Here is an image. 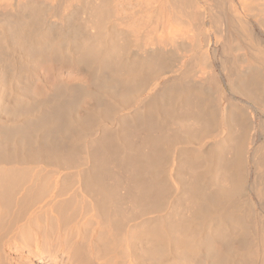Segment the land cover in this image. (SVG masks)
<instances>
[{"label":"rangeland","instance_id":"374dc122","mask_svg":"<svg viewBox=\"0 0 264 264\" xmlns=\"http://www.w3.org/2000/svg\"><path fill=\"white\" fill-rule=\"evenodd\" d=\"M16 1H19V3L21 2L20 6L23 3L22 6L20 7L22 11L20 10V8L18 9H15L14 7L10 8L11 6L9 5V3L11 2L10 0H0L1 3L0 4L1 5L0 51L6 50L3 52L4 54L0 52V87L6 85L5 82L7 81V78L11 76L13 72H15L17 79L15 80L16 82L14 83L15 84L14 86L21 93V96H23L24 94L23 91H21L25 84L23 81V77L28 73V70H26L28 69V66L29 68L32 66L31 64L32 61L28 63V65L26 66L27 68L26 67L18 68L19 67L18 65V67H16L18 69H16L15 71H13V66H11L13 62H11V65L9 62H7V60L10 58H12L13 60L14 58L15 60L17 58L22 60L25 57L24 60L27 59V55L26 56L24 55L25 51L20 50L19 44H18L19 46H17L16 42L18 41H16L17 40L16 38H14L13 27L9 26V24L7 23L12 24V22L10 21L13 22L16 21V23L14 22L13 24H17L18 22H22V21L23 22L29 21L30 23H32L33 19H36V18H32L34 17L33 14L38 15L37 13L38 10L39 14H41L42 17L40 16L38 17V21L40 22L37 21L38 22L37 23L36 21H34V23L39 24L37 25L39 31L41 29L44 30V31L41 30L42 33H40V35L45 33L44 35L48 34V37L50 38V40H48L46 47L43 48V51H45L44 53H47L48 56L44 55L42 56L44 59L41 57L38 59V61L35 62L36 68L34 70H36L37 72H34V76L27 87V91L30 90L28 92L30 94L27 93V95L29 96L31 95L30 101L29 100L25 101L26 104L17 103V102L14 103V105L10 106V109L13 108L11 113H13V111L14 113L16 112L15 113V115L17 116L16 119H20L21 117H19L18 110L25 111L26 114L29 113L27 115L29 117L32 116L33 113L30 114V112L28 111L32 110V112L39 114V116H36L37 119L39 120L45 115L46 116L49 115L48 117L53 115L55 111L54 108L56 106L57 107L59 106V108L64 107L63 109H66L65 107L66 105H68V102H71L68 105L70 106V108L72 107V109L70 108L68 109L71 115L69 116V112L67 115L63 114L64 120L66 118L68 119V121L72 119L71 128L69 129V131L66 130V132H68L67 134L70 135L66 136V132L63 127L62 129L59 128V130L54 129L50 131L47 130L37 131L34 134L35 138L31 137L30 140L28 139L29 141L27 146L31 147L30 150H35L34 147L36 145L37 146L42 145L43 143L47 142L49 138L53 142L60 144L67 143L69 145L72 144V146L77 145V143L81 141L79 142L80 145L78 144L77 146H75L76 153L78 154L77 159L81 163L79 164L80 166L78 165L73 168L67 166L59 167L58 165L56 166V164L51 165V164H46L44 162H28V163L16 162L8 165L6 164L0 165L1 167L0 168L1 169L0 170V200L2 199L3 205L5 204L4 208L7 210L9 209V207L7 206L4 200H6V198L10 195L11 191L13 192V190H16L15 195L17 194L16 195L17 199H20L19 206L17 205L18 207L14 206L15 208L10 209L11 214L14 212L12 214L13 217L11 216V214H9L10 216L8 215H5L6 217L4 216L6 220L9 218L8 219L9 222L13 224L12 234L14 236L16 235V237L14 241H12L13 240L12 238H14V236L10 234L9 237H11L10 238L11 240H8V238L6 237V240L4 238L2 241H0V254H1L0 264H85L86 262H87L86 264H108V263L109 264H264V195H260L256 190L259 186H261L264 183V147H263L264 146V114H263L264 113L263 112L264 83H262L264 82V78L259 77L261 80V84H259L255 88H253L254 86L250 87L249 90L250 94L248 95L249 97H246L239 92H235V91L233 92V90H231V86H229L226 80L227 79L226 73L227 71H229L230 67L228 65V70L224 69L222 58H224L225 60L226 56L221 55L222 43L224 42L225 39L224 36L226 33L227 22H225L222 19L223 21L218 23L217 20L214 19L215 18L214 14L215 13L218 14L217 11H219V5H218L219 3L216 2L218 0H203L204 2L202 1L203 5L200 7L202 11L206 13V17L203 21V24L202 21L201 22L194 21L196 22L195 24L192 20L190 19L187 20V18H180L177 22H174V24L173 23L168 24L167 26L168 28L166 27L165 31L168 30L167 32L170 33L171 36L173 37L175 36L174 38L172 37L174 40L173 44L171 42V44L167 45L161 42L162 40L160 39V37L162 38L163 37L162 34L165 35L167 32L165 31L158 32L160 33L161 36L157 33L159 36L157 38L158 42L159 44L163 43V45L162 44L160 45L167 54L166 56L163 55V57H165L163 65L158 63L159 66L157 65V67H156L157 63L149 64V66L148 64L147 66L146 65L144 66L143 64L141 65V62L143 61L142 59L147 57L146 55L148 54H146L147 52L144 53V50L146 51V49L142 50L140 46H142V48L143 46L144 48H149V46L151 47V44L150 45L146 44L144 40L139 39L141 32H144L147 35H149L151 31H152L151 33H153L152 27L148 26L149 21L147 17L149 15L147 16L146 15L147 12L144 11L142 13H139L138 16H136L137 14L136 15L133 14L134 11L129 12L130 9H128L127 11L124 9L126 7H129L130 3H131L130 8H134V6H136V3L140 0L138 1L116 0L117 3L115 2V0H111V1L107 0L108 2L107 1L104 2L105 0L104 1L103 0H95V1L66 0V2H64L65 1L64 0L61 1L64 6L60 4L61 2H59V6H57L56 5L58 4L56 2L57 0H34V1L16 0ZM113 1L115 3H113ZM127 1H129L130 3H127ZM233 1L231 4L232 6L229 5L230 11L233 13L235 11V13L239 15L241 18L244 17L243 19L248 21L250 25L254 28L255 33L258 34L257 36L264 41V25L262 23L260 24V21L261 22L263 21L264 23L263 20L264 6H262V4H264V0H259V1L248 0L249 2L247 0H242L244 4L243 6L239 5L238 1L241 2V0H233ZM252 1L254 2L253 4ZM142 2L143 1L141 0V2L137 3L138 4L137 6H139L141 3L140 7L145 8L146 4L144 2L143 4ZM2 4L3 6L7 5L6 8L2 7ZM127 4L129 6H127ZM61 6L63 7L59 11L60 13L59 16L61 15V18L56 17L55 19L53 17L54 13H56L55 9L56 7L59 8ZM168 6L170 7L168 8L169 10L172 9V5L170 6L168 4ZM16 10H18L17 11L18 13L16 12ZM53 10L54 12H52ZM124 12L126 13L125 15L123 14ZM159 12L160 11H158V13ZM127 14H130L132 16L129 15L128 17ZM67 17L69 18V20ZM52 18L54 19V21L58 20L57 22L60 26V27H58V25L54 26V28H56L55 29L56 31H54V29L53 30L50 29L51 31L49 30L50 27L49 22L51 21L49 19ZM120 18L123 20H121ZM125 18L128 19L129 23L132 22L131 25L132 24L134 25L133 26L130 25V28L129 25L128 26L124 25L126 24L124 22ZM129 19H131L132 21ZM133 20L137 22V26L139 24V27H135L136 22ZM187 21H190L189 23L190 25L186 23ZM46 22L47 24L48 23L49 24L47 25ZM3 23L7 25L5 26V28H2L1 26V24ZM142 23L143 24L146 23L147 26L146 24L143 25ZM175 23L178 25H180V23H183L182 25L185 26L183 27L181 25L179 30V26L178 25L176 26ZM41 24L42 26H40ZM64 24H66V26ZM62 25L65 29L61 27ZM169 25H172L174 27L172 26L169 27ZM197 25L199 27H197ZM125 26H127L128 28ZM218 26H220V29H217L219 28ZM146 27L149 28L147 29ZM60 28L62 31L60 30ZM144 28L147 30H145ZM182 28H184V31H186L187 29L188 30L184 32ZM203 30L205 31V33H203L204 32ZM218 30L220 31V33ZM78 31L80 35L77 33ZM148 31L150 32L148 33ZM171 31L175 34L172 35L173 33ZM199 31L203 34H201ZM5 33L8 34L5 35ZM76 33L79 36L76 35L77 37L75 38L71 37V35L73 36ZM81 34L84 35L81 36ZM203 35L206 36L204 38L205 42L207 41V37H208V42L205 44L204 41L201 42L202 45L200 44L201 45L200 48L198 47L199 46L198 44L200 43L199 39H202ZM3 36L4 38H2ZM8 36L9 38H7ZM61 36H64V38ZM84 36H86L87 38ZM184 37L185 39L186 38L187 39L184 40ZM70 38H72L73 42ZM175 38L177 39L175 40ZM4 39L6 41H2ZM13 39L15 40L13 41ZM41 39L44 40V37H41ZM75 39H78L79 41H76ZM74 40L76 41L75 43H77V45H79L80 47L81 46L83 47V45L85 47L86 43H88L87 44L88 46L91 45L92 43L91 46L94 47V49L96 50L99 51L104 50L106 52L108 50L107 54L109 55V58L105 57L104 55H101L102 57L101 60V57H99L100 55H98V57L96 55H92L95 57L94 59L92 56L89 57L90 59L78 57L80 58L78 62L76 58H74L75 55H72V54L80 53L77 50L79 49V47L77 48V45L73 44ZM84 40H86L85 43ZM180 40L182 42V46ZM191 40L193 43L191 42ZM198 40L199 42H197ZM7 41H9L8 44ZM50 41L51 42L55 41V42L50 43ZM81 41L84 44H82ZM176 41L177 43L175 44V46L176 45L177 46L174 47V43ZM178 41L180 42V44L178 43ZM5 42L7 47H5L6 46L4 44ZM80 42L82 45L78 44ZM155 42H157V40H155ZM137 43H139L140 46ZM189 43H191V45ZM171 45H173V48H171L172 47ZM95 46L100 49L101 47L103 48L105 47V48L104 49L102 48L100 50L95 48ZM195 46L198 47V51L194 53L192 48ZM215 46L218 48L219 51V55H216V57L215 55H211L210 52V49H212V47ZM235 46L236 47L234 51L236 54H239V56L241 54H242L241 56H246L245 54L247 52V49H245L241 45H238L240 47H238L237 45ZM70 48L71 49L74 48L76 52L73 51L74 49L71 51ZM20 51L22 53H20ZM127 52H130L129 54L131 55H128ZM139 52L142 54L141 56L144 55V57L141 58ZM66 56L68 57L71 56L70 60L72 62H70V60L67 59ZM96 58H98V60H95ZM106 58H107V62L110 61L112 68L109 64L106 63ZM110 58H112L111 59L112 61L110 60ZM176 59L177 61L180 59L179 60L180 65L181 63L184 62L183 66L187 67L184 69L186 71L189 70V72L187 73V75H184L182 77L183 79L182 78L175 79L173 82L168 83L169 84L168 85L167 83L164 82L165 81L164 77H166L168 74H164V72L162 71L163 68L164 70L168 69L169 66H171L172 64V61H176ZM74 60L76 61L73 64ZM136 63L141 65L142 67L141 70L144 76H146L145 79L149 77L151 79L150 81L151 83L150 85L148 84L149 86H146L140 90L141 94L139 92L140 94L139 97L137 95L136 97H134V99L132 98L133 100H131L130 97L131 92L136 88V86L137 88L140 87L141 79L143 77L142 76L140 79L138 77L137 80L133 79L135 81L131 83L132 78H130L131 71H129L130 70L129 65H133ZM242 64H243V68H246L247 64L245 62ZM94 66H96L95 67L96 70L97 68L100 67L98 69L99 70L98 72L95 71V75L96 74L99 75L101 77L100 78L101 80L99 79L95 83L92 82L93 83L92 85L91 81L90 82L88 81L90 79L88 78L86 73L91 72V74L93 73L92 75H94V71L92 72V70H95ZM154 66L156 68H153ZM149 67H151V69H154V71L151 70ZM85 68L90 69L91 71L87 69L84 70ZM104 68H106L105 71L102 70ZM114 68L116 69L115 71ZM109 69L110 70L113 69V70L110 71ZM197 70H199L200 72ZM209 70H211L210 73L204 76L205 73L208 72ZM127 71L130 74H127L128 73ZM150 71L151 73H149ZM201 71L204 73H202ZM252 71L257 72L258 71L257 67L253 68ZM147 72L150 75L147 74ZM141 73H139V75H141ZM201 73L205 78L200 77V75H202ZM102 77H104L105 80L106 79L108 80V81L106 80L107 84H104L105 86L102 85L101 83L104 80V78ZM206 78H208V80ZM201 79H202V84L199 83ZM53 81L58 82V84L57 83L53 84ZM98 81L100 82V85ZM156 82H161V83L164 82L163 83L164 85L165 84L168 85V86L165 85V87H169L171 89L177 88L178 90L181 89L180 85L182 87L183 84L185 83L187 85L188 84L190 85L191 83H196V85H201V86L204 85L205 87V88L203 87L204 89L209 87L208 91L207 89L206 91H204L203 89L204 92L203 91L201 92L202 95L200 93V96L202 97L204 96L203 98L198 96L196 91L195 92L192 91V93H190L189 95L195 96L192 99L197 103L199 100L196 97V95L200 97L199 99L200 102L202 103L208 99L209 101H206L207 103L209 102L208 106L213 105L210 108L215 106L214 109H210V110H212L215 113V114L213 113V115H215V118L217 119V120L215 119L217 124L212 126L213 125V123H211L212 119L209 118L212 115L209 114L210 111L208 108H204L206 106L205 103L203 104L201 103V105L204 106L203 110H201L202 106H200V109L198 110L193 102H192L193 106L190 108V106L187 103L184 104L185 96L183 97L184 100L179 99L181 100L180 102L178 99L177 100L175 99L176 101L174 99L169 100L170 104L169 102L167 104L165 103L166 106L164 105L163 107H161V109L163 108V110H161V113L159 114H157V112L154 111L153 104L143 107L144 100L146 101L149 92L153 87V84ZM52 85H55L54 86L55 89L57 88L58 89L55 90ZM58 85L60 86L57 87ZM131 85H135V86H131ZM95 86L98 89L100 88V86H102V88L104 89L101 90L100 88V91H98L96 90L97 88L95 89ZM217 86L218 88H216ZM82 87L85 88L83 89ZM161 87H163L164 91L168 89V88H164L163 85ZM51 88L54 89V90L52 89L53 92ZM122 90L124 92L127 91V95H129L130 98L127 97L126 99L125 97H120L119 100L118 98L114 97L116 96L115 94L118 95V93H122L123 92ZM54 91L56 92L54 93ZM193 92L196 93V95ZM206 92L208 93L211 92L210 93L211 95L207 94ZM220 92L223 93L220 94ZM215 93L217 94L215 95ZM57 94L58 96H56ZM96 94H98L97 96H99V98L96 96ZM111 95L114 97L113 100H112L113 97ZM189 95L186 96L189 97ZM35 96H37L38 100ZM59 97L63 101H61ZM100 97L105 100L101 99ZM231 97L237 98L238 101L240 100L239 101L240 105H242L241 103H243L244 107H248L249 110L252 111L251 114L253 115V126L252 128L249 129V134L247 131V136L249 137L246 136L245 137L246 140H245L244 136L246 134L245 132H243L245 127V118H244L245 114L243 112V108L242 107L237 108L236 106H235L236 108L231 107L230 110L232 111H230L231 112L230 115L232 114V116H230L229 125L226 126V129L228 131L230 129V131L228 132L229 134L227 133L229 138L227 141H225L227 143L225 142L220 143L217 140L216 136L221 132V128L223 127V123L221 121L222 120L221 110L227 106V104L230 102ZM106 98H108L107 102H106ZM53 99L55 100L57 99V100L53 101ZM109 99H111V101ZM210 99H212L213 101L211 102ZM34 100H36V102ZM182 100H183V104H182ZM59 101L60 103H58ZM171 101L176 102L175 103L176 105L173 104L174 102H172V106H171ZM99 102H101L100 103L101 105L99 104ZM74 103H76L75 107H74ZM104 103H107L108 105L107 104L105 105ZM112 104L115 105L112 106ZM102 105L103 106L105 105L104 108ZM169 105L173 109L169 108L170 107ZM40 106L42 108H40ZM100 106L102 108V111L100 109ZM114 106L115 108H113ZM176 106H180V107H176ZM59 108L56 109L59 110ZM87 108H92L94 110L92 112L93 115L90 116L92 118L89 119L88 121L91 124V126L88 125L89 123L87 122L88 124L86 125V128L80 131L79 126L82 123H84V121L83 122L81 121L80 124V120L78 121L76 120L80 115L83 114V111L85 109L87 110ZM137 108L138 111H136ZM146 108L147 109L149 108L148 110L151 111L150 112L147 111ZM145 109L146 111H144ZM175 109H177L176 110L177 114L175 112ZM195 109H197L198 112H195L196 111ZM37 110H39L38 113ZM44 110L47 111L45 112ZM143 111L145 113H143ZM4 112H6V110H2V111L0 110V115H1L0 135L8 140L11 139L10 142H13L12 139L14 134L15 135L17 134L16 137L18 135L25 136L22 133H20V130L23 127L24 123L16 122L17 121L16 120L14 122L15 124L13 123L11 126L9 124L7 125L4 124L2 120L5 119L8 120L9 118V117L7 118V116L5 115L8 114L9 116L8 110L6 113ZM146 112L147 113L149 112V114H147ZM200 112L201 114L203 113L204 116L201 115ZM96 115H98L99 118H97L98 116ZM140 115L143 116L141 117ZM144 115L147 116L146 117L147 119L145 118ZM196 115H198V117H196ZM213 117L214 116H212V118ZM141 118L142 119L144 118L143 119L144 121L143 120L140 121ZM151 119L153 121H151ZM90 121L94 122V124L91 123ZM160 121L161 123H159ZM143 122L145 123L150 122L152 124H154V122H158L160 126L164 125L163 126L164 130L163 127H161L162 132L165 134V141H166L164 145L165 149H163L164 159L162 158L163 161H161L163 164L160 162L162 164L161 167H160L161 164H159L157 167L156 165H154L149 168L150 170L147 169L148 172H146L145 170L142 173L143 175L142 178L144 181L152 182L154 180H157L159 183H161L163 191L155 194L154 192L155 190L151 184H148L146 182L142 183L140 180V183L143 184V186L146 185L145 188L149 190V194H143L141 196L140 193L139 195V188L137 187V185H135V182L131 180L133 173L131 172L129 167L128 166L125 167L124 165L123 167L125 168H123L117 162L108 161L107 162L108 164L106 163L105 166L107 170L108 169L109 170L108 173L105 176H103L104 177L103 179L105 185L108 187L107 189L110 191L113 190L111 191L113 192V194L112 197L109 199V203H108V205L109 204L111 205H109L105 214L101 210V208H99L97 200H95L96 197L94 198V196L85 192L81 183L82 180L81 177L83 175L81 173L84 172V170H86L89 166H91V164L92 165L93 163L97 164V161L93 162V160L89 159L90 151L94 148H97L99 143H102L103 140L111 141L110 139H112V141L114 140L113 141L114 144H116L118 141V144L116 145L119 146L120 148H124L125 144L128 142V144H126L128 148L125 146L127 150L130 148L132 150L135 149L134 151L136 150L147 151L149 148L148 146L146 145L140 146V144L137 142L142 135L141 134L142 131L146 127V124ZM134 124L135 126L136 124L137 126L138 124L140 126L134 128ZM20 125H22V127ZM188 126L191 130L187 128ZM124 127L126 128L124 129ZM139 127H141V129ZM137 128L139 131L137 130ZM24 129L29 130L26 127L22 128V130ZM60 129L61 131L64 129V131L61 132ZM17 130L19 131L17 132ZM71 130L74 131L73 132L74 134H71ZM140 130L142 131L140 132ZM239 131L240 132L242 131V133H240ZM63 132H65V134H63ZM230 132H232V134ZM10 133L12 134V136L9 137ZM136 134H138L137 136L140 137L137 138ZM73 135H75L76 137L73 138L74 137ZM69 136L71 137L69 138ZM79 136L81 138L83 137L86 139L82 138L77 140ZM135 138L137 140L135 141L137 142L136 146L135 143L133 142ZM100 140L102 142H99ZM130 140L132 141L131 143H129ZM213 140L215 142H213ZM52 141L50 142L52 143ZM29 142H31V144L33 142L32 146H30ZM93 142L96 144H94ZM241 142H244L245 144L247 143L246 146H250V150H252L251 158L249 159L248 164L246 165L248 167V170L245 171L243 175L240 173L238 168L236 169L235 167L234 170V166H233L236 163V157H235L236 152L234 146H236L238 143ZM89 143H91L92 145L90 146ZM213 143L215 147L212 146ZM231 144L233 145L231 146ZM258 162H260V164ZM221 164H223V166L225 167L221 166ZM223 168L226 170H224ZM148 175L151 177H149ZM11 176H14L16 179L14 177L12 178ZM117 177L120 180L117 179ZM7 179H10L11 181L9 180L10 181L9 182ZM237 179H239V183L236 182ZM229 182H231V186H229L230 185ZM233 182L234 184H236L235 186ZM117 186L119 187L118 189L116 188ZM262 187H264V184ZM18 191L21 193L20 195ZM233 191H236L235 192L236 194L234 193L235 195L231 194L233 199L228 200L227 196L224 197L226 193L229 192L232 193ZM15 195L14 198H16ZM237 196H239V199ZM247 197L251 198L250 201L252 200L251 202L255 204L254 209L256 210V213L248 212L249 205L251 203H248L249 201L247 203L245 202V200H247ZM226 199L228 200L229 203L227 202ZM51 210H54V212ZM232 211L235 214H233ZM247 215L249 217H247ZM29 218L33 222L30 223ZM225 220H227V222ZM116 221H119L122 228L116 227L117 226ZM37 222L39 224H36ZM32 223L36 224L37 226L36 225L34 226V224ZM193 225L194 227H192ZM257 233L259 237L256 235ZM65 238L66 239L70 238V240L66 241ZM6 241L8 243L10 241L11 242L8 244L6 243ZM168 247L170 248V250ZM240 250L242 251L239 252ZM50 255L52 256L54 255L52 262L47 261Z\"/></svg>","mask_w":264,"mask_h":264},{"label":"bare ground","instance_id":"6f19581e","mask_svg":"<svg viewBox=\"0 0 264 264\" xmlns=\"http://www.w3.org/2000/svg\"><path fill=\"white\" fill-rule=\"evenodd\" d=\"M11 2L9 3V5H11L10 6V8L11 7H14L15 9H18V8H20L21 6H22V4H21V6H20V3H19V1H16V0H10ZM20 1H22V0H20ZM24 1V0H23ZM31 1V0H30ZM34 1V0H33ZM61 1H64V0H60V1H56L58 4H56L57 6H59V2H61ZM93 1V0H92ZM95 1V0H94ZM104 1V0H103ZM102 1V2H103ZM107 0H105L104 2H106ZM109 1V0H108ZM107 1V2H108ZM111 1V0H110ZM136 1H138V0H136ZM145 4H146V6H145V8L144 7H140L141 6V3H140V5L139 6H137L138 4L137 3H139V2H141V0L140 1H138L137 3H136V6H134V5H132V6H134V8H130V6H131V3L129 2V1H127V3H130V6L127 4V6H129V7H126V8H124L126 11L128 10V9H130L129 10V12L130 11H134V15H136V16H138V14L139 13H142V12H144V11H146L147 13H146V15L148 16L147 17V19H148V26L149 27H152V29H153V33H151L150 31H148V33L150 32V34L149 35H147V34H145L144 32H141V34H140V38L139 39H141V40H144L145 41V43L146 44H151V47L149 46V48H144V46H143V48H142V46H140L139 45V43H137L139 46H140V48L143 50V49H146V51L144 50V53H146V54H148V55H146L147 57H145V58H143L142 60V62H141V65L143 64L144 66L146 65L147 66V64H148V66H149V64H154V63H157L156 64V67H157V65H158V63L159 64H162L163 65V62H164V58L165 57H163V55L164 56H166L167 54H166V52L163 50V48L161 47V45L160 44H162L163 45V43L164 44H171V42H172V44H173V38L175 37H173V36H171L170 35V33H168L167 31H165L166 30V27L168 26V24H171V23H173L174 24V22H177L180 18H187V20L188 19H190V20H192L193 22L194 21H196V22H201L202 21V24H203V21H204V19H205V17H206V13L205 12H203L202 11V9H201V7L200 6H202L203 4H202V1L203 0H142ZM232 1L233 0H218V1H216V2H218L219 4V11H217L218 12V14H214V16H215V18L214 19H216L217 20V22L219 23V22H222L223 20L225 21V22H227V28H226V33H225V39H224V42L222 43V53H221V55H225L226 57V59L224 60V58H222V61H223V67H224V69L225 70H228V65H229V67L231 68H229V71H227V73H226V75H227V82H228V84H229V86H231V90H233V92L235 91V92H239V93H241V94H243L244 96H246V97H249L248 95L250 94V87L252 86H254L253 88H255L256 86H258L259 84H261V80H260V78H264V41L263 40H261L260 39V37H258L257 35L258 34H256L255 33V30H254V28L250 25V23L248 22V21H246L245 19H243V18H241L239 15H237L236 13H235V11H234V13L233 12H231L230 11V6L229 5H231L232 4ZM248 1V0H247ZM246 1V2H247ZM259 1V0H258ZM64 2H66V0L64 1ZM87 2H89V1H87ZM91 2V1H90ZM115 2L117 3V1L115 0ZM114 1H113V3H115ZM142 2V3H143ZM204 2V1H203ZM234 2V1H233ZM239 2V5H244L243 4V1L241 0V2L240 1H238ZM249 2V1H248ZM2 3H4V2H2ZM37 3V2H36ZM53 3V2H52ZM93 3V2H92ZM111 3V2H110ZM143 3V4H144ZM254 2L252 1V4H253ZM1 4V3H0ZM61 5H63L62 4V2L60 3ZM104 4V3H103ZM109 4V3H108ZM124 4V3H123ZM168 4L171 6L172 5V9H168V8H170L169 6H168ZM4 5H6V4H4ZM97 5H99V4H97ZM257 5H258V3H257ZM7 6V5H6ZM6 6H3V4H2V7H5L6 8ZM64 6V5H63ZM81 6V5H80ZM107 6V5H106ZM232 6V5H231ZM242 6H241V8H242ZM262 6H264V4H262ZM0 7H1V5H0ZM233 7H234V5H233ZM14 8H12V9H14ZM61 8H63L62 6L61 7H59V8H57L56 7V9H55V11H56V13H54V15H53V17L56 19V17H60L61 18V15L59 16V11L61 10ZM79 8V7H78ZM27 9V8H26ZM132 9H134V10H132ZM213 9V8H212ZM218 9V8H217ZM216 9V10H217ZM234 9V8H233ZM264 9V8H263ZM11 10V9H10ZM20 10H21V8H20ZM76 10V9H75ZM74 10V11H75ZM206 10V9H205ZM235 10V9H234ZM14 11V10H13ZM18 10H16V12H17ZM22 11V10H21ZM72 11V10H71ZM106 11V10H105ZM158 11H160L159 13H158ZM52 12H54V10L52 11ZM65 12V11H64ZM128 12V13H129ZM18 13V12H17ZM21 13V12H20ZM37 13H38V15L37 14H35L36 15V17H35V15L33 14V16L34 17H32V18H36V19H33V22L32 23H30L29 21L28 22H18L17 24H13L14 22L16 23V21H10V22H12V24H10V23H7V24H9V26H12L13 27V31H14V38H16L17 40L16 41H18V42H16L17 43V46H19L20 45V50H24L25 52V56L27 55V59H25L24 60V58L21 60V59H16V60H18V61H16L15 60V58H14V60L12 59V58H10V59H8L7 60V62H9L10 63V65H11V62H13V64L11 65V66H13V71H15L16 69H18V68H23V67H26L27 65H28V63H30L31 61H32V66L29 68V66H28V69H26V70H28V73L23 77V81H24V87L22 88V90L21 91H23V96H21V93L15 88V80L17 79V76L15 75V72H13L12 74H11V76H9L8 78H7V81L5 82L6 83V85H4V86H1L0 87V110L2 111V110H6V112H7V110H8V113H9V116H8V114H5L6 116H7V118H8V120H2L3 122H4V124H9L10 126L16 121V122H21V123H24V125H23V127H22V125H20L22 128H24V127H26L27 129H29V130H26V129H24V130H22V128H21V130H20V133H22L23 135H25V136H17L16 137V135H15V137H14V135H13V142H10V140H8V139H6L5 137H3V136H1L0 137V165H4V164H6V165H8V164H11V163H16V162H19V163H28V162H44V163H46V164H56V166L58 165L59 167H76V166H78L81 162H79L78 161V157H77V153H76V147L75 146H77L78 144H79V142H81V141H79L78 143H77V145H75V144H73V145H75V146H72V144L71 145H69V144H67V143H56V142H53L50 138H49V140L50 141H52V143L50 142H45V143H43L42 145H40V146H35L34 147V149L35 150H30V148L31 147H29V146H27V144H28V141L31 139V137L33 138L34 137V134L37 132V131H41V130H47V131H50V130H54V129H58L59 130V128H61L62 129V127L65 129V132H66V130L67 131H69V129L71 128V125H72V119L70 120V121H68V119L66 118L65 120H64V118H63V114L64 115H67L68 114V112H69V108H70V106H68L69 105V103H71V102H68V105H66V109H63V108H59V106L57 107H53L54 108V113H53V115H51L50 117H48V116H43L41 119H37V117L36 116H39V114H36V113H34V112H32V110L31 111H28V112H30V114L31 113H33V115L32 116H27L29 113H27L26 114V112L25 111H19L18 110V114H19V117H21L20 119H16L17 118V116L15 115V113H14V111H13V113H11L12 112V110H13V108L12 109H10V106H12V105H14V103H25V101H27V100H29L30 101V96L29 95H27V93L30 91H27V87H28V85L30 84V82H31V80H32V78H33V76H34V72H37L36 70H34L36 67H35V62L36 61H38V59L39 58H41L42 56H44V55H47V53H44L45 51H43V48L44 47H46V45H47V43H48V40H50V38L48 37V34L47 35H44V34H41L40 35V33H42V31L41 30H43V29H41L40 31H39V28L37 27V25H39V24H36V23H34V21H38V17L40 16V17H42L41 16V14H39V12H38V10H37ZM71 13V12H70ZM66 14H67V12H66ZM65 14V15H66ZM74 14V13H73ZM72 14V15H73ZM124 15L126 14L125 12L123 13ZM128 15V17H129V15L130 14H127ZM126 15V16H127ZM141 15V14H140ZM7 16V15H6ZM67 16V15H66ZM71 16V15H70ZM69 16V17H70ZM122 16V15H121ZM125 16V17H126ZM130 16H132V15H130ZM135 16V17H136ZM208 16V15H207ZM264 16V15H263ZM262 16V17H263ZM73 17V16H72ZM71 17V18H72ZM8 18V17H7ZM51 18V17H50ZM64 18H66V17H64ZM68 18V17H67ZM70 18V19H71ZM87 18V17H86ZM123 18V17H122ZM264 18V17H263ZM19 19V18H18ZM23 19V18H22ZM53 19V18H52ZM52 19H49V20H51L49 23L51 24H49V26H47V27H49V30L51 29V30H53L54 29V31H56L55 29L56 28H54V26H56V25H58V27H60L59 26V24H58V20H56V21H54V19L52 20ZM121 19V18H120ZM124 19V18H123ZM123 19H121V20H123ZM133 19H136V18H133ZM138 19V18H137ZM145 19V18H144ZM223 19V20H222ZM8 20V19H7ZM32 20V19H31ZM40 20V19H39ZM68 20H69V18H68ZM68 20H66V21H68ZM120 20V21H121ZM129 20H131V19H129ZM215 20V21H216ZM264 20V19H263ZM41 21H42V19H41ZM107 21V20H106ZM110 21V20H109ZM132 21V20H131ZM133 21H135V20H133ZM38 22H40V21H38ZM37 22V23H38ZM126 24H124V25H129V28H130V25H131V23H129V21H128V19L127 18H125V21H124ZM136 22V21H135ZM143 22V21H142ZM196 22H194L195 24H196ZM6 23V22H5ZM5 23H3V24H1V26H2V28H5V26H7ZM60 23V22H59ZM141 23V22H140ZM146 23H147V20H146ZM145 23V24H146ZM186 23H190V21H187ZM193 23V24H194ZM263 24L264 25V23H263V21L261 22L260 21V24ZM5 24V25H4ZM36 24V25H35ZM46 24H47V22H46ZM47 24V25H48ZM136 24V26L135 27H139V24H138V26H137V22L135 23ZM143 24V23H142ZM145 24H143V25H145ZM172 24V25H173ZM183 23H180V25H178V24H176L175 23V25L177 26H179V30H180V26L182 25ZM185 24V23H184ZM198 24V23H197ZM226 24V23H225ZM35 25V26H34ZM61 25V24H60ZM65 26H66V24H64ZM134 24H132L131 26H133ZM142 25V26H143ZM172 25H169V27L170 26H172ZM190 25V24H189ZM8 26V27H9ZM40 26H42V24L40 25ZM46 26V25H45ZM127 26H125V27H127ZM146 26H147V24H146ZM183 26V25H182ZM185 26V25H184ZM183 26V27H184ZM203 26V25H202ZM262 26V25H261ZM34 27H36V28H34ZM57 27V28H58ZM61 27H63V25L61 26ZM72 27H74V26H72ZM124 27V28H125ZM141 27V26H140ZM149 27H146L147 29L149 28ZM172 27H174V26H172ZM196 27V26H195ZM197 27H199L198 25H197ZM219 28H217V29H220V26H218ZM42 28V27H41ZM64 28V27H63ZM113 28V27H112ZM128 28V27H127ZM126 28V29H127ZM132 28V27H131ZM142 28V27H141ZM168 28V27H167ZM177 28V27H176ZM201 28V27H200ZM11 29V28H10ZM65 29V28H64ZM145 29V28H144ZM147 29H145V30H147ZM183 29V31H184V28H182ZM186 29V28H185ZM190 29V28H189ZM12 30V29H11ZM50 30V31H51ZM59 30V29H58ZM60 30H61V28H60ZM175 30H178V29H175ZM188 30V29H187ZM186 30V31H187ZM193 30V29H192ZM206 30V29H205ZM44 31V30H43ZM62 31V30H61ZM60 31V32H61ZM64 31V30H63ZM68 31V30H67ZM75 31V30H74ZM73 31V32H74ZM108 31V30H107ZM160 31H165V32H167L165 35L164 34H162L163 35V37L161 38L160 37V39L162 40L161 42H163V43H160L159 44V42H158V34L160 35V33H158V32H160ZM186 31H184V32H186ZM200 31H201V29H200ZM199 31V32H200ZM204 31V30H203ZM202 31V32H203ZM219 31V30H218ZM38 32V33H37ZM47 32H48V30H47ZM88 32V31H87ZM147 32V31H146ZM172 32V31H171ZM184 32H182V33H184ZM190 32H191V30H190ZM68 33V32H67ZM75 33V32H74ZM78 34H79V31L77 32ZM74 34L73 36L71 35V37H77L76 35H78V34ZM82 33V32H81ZM158 33V34H157ZM162 33V32H161ZM173 33V32H172ZM171 33V34H172ZM181 33V34H182ZM189 33V32H188ZM201 33V32H200ZM203 33H205V31L203 32ZM203 33H201V34H203ZM208 33V32H207ZM219 33H220V31H219ZM8 33H5V35H7ZM85 34V33H84ZM83 34V35H84ZM86 34H89V33H86ZM175 33H173L172 35H174ZM177 34V33H176ZM179 34H180V31H179ZM198 34V33H197ZM196 34V35H197ZM1 35V34H0ZM3 35V34H2ZM43 35V36H42ZM59 35V34H58ZM67 35H69V34H67ZM80 35V34H79ZM78 35V36H79ZM82 34H81V36H83ZM178 35V34H177ZM184 35V34H183ZM183 35H181V36H183ZM193 35V34H192ZM218 35V34H217ZM80 36V37H81ZM108 36V35H107ZM134 36V35H133ZM136 36V35H135ZM137 36H138V34H137ZM136 36V37H137ZM161 36V35H160ZM200 36V35H199ZM198 36V37H199ZM41 37H44V40L43 39H41ZM61 37H63L64 38V36H61ZM84 37H86V36H84ZM129 37V36H128ZM173 37V38H172ZM180 37V36H179ZM178 37V38H179ZM190 37V36H189ZM201 37V36H200ZM199 37V38H200ZM206 36L205 35H203V37H202V39H199L200 40V43L198 44L199 46L198 47H200L201 48V42H203L204 41V38H205ZM2 38H4V36L2 37ZM6 38V37H5ZM7 38H9V36L7 37ZM6 38V39H7ZM12 38V37H11ZM73 38V39H74ZM79 38V37H78ZM83 38V37H82ZM87 38V37H86ZM135 38V37H134ZM71 40H72V38H70ZM136 39V38H135ZM177 38H175V40H176ZM187 39V38H186ZM185 39V37H184V40H186ZM8 40V39H7ZM15 39H13V41H14ZM76 41H79L78 39H75ZM74 40V43L73 44H76L77 45V43H75L76 41ZM80 40H81V38H80ZM87 40V39H86ZM86 40H84V43H85V41ZM155 40H157V42H155ZM179 40V39H178ZM183 40V39H182ZM193 40V39H192ZM192 40H191V42H192ZM197 40V39H196ZM199 40L197 41V42H199ZM210 40V39H209ZM2 41H6L5 39L4 40H2ZM90 41V40H89ZM160 41V40H159ZM8 42L9 41H7V44H8ZM53 42V41H52ZM51 41H50V43H52ZM55 42V41H54ZM53 42V43H54ZM72 42H73V40H72ZM82 42V41H81ZM81 42L80 43H78V44H80V45H82V44H84L83 42H82V44H81ZM88 42V41H87ZM180 42H181V40H180ZM180 42L178 41V43L180 44ZM186 42V41H185ZM184 42V43H185ZM208 42V37H207V41L205 42L204 41V44L205 43H207ZM210 42V41H209ZM3 43V42H2ZM177 43V41L174 43V47H176L175 46V44ZM187 43V42H186ZM193 43V42H192ZM5 45H6V42L4 43ZM10 44V43H9ZM19 44V45H18ZM88 43H86V45H87ZM89 44H90V42H89ZM190 45H191V43H189ZM188 44V45H189ZM201 44V45H200ZM1 45V44H0ZM4 45V46H5ZM85 45V47H84V45H83V47L81 48L79 45H77V48L79 47V49H80V51H79V49H77L78 50V52H80L79 54H72V55H75V57L74 58H76V60L79 62V60H80V58H78V57H81V58H89L90 56H92V55H96L97 57H98V55H100L99 57H101V55H104L105 57H108L109 58V55L107 54L108 53V50H107V52L106 51H104V50H102V51H99V50H96V49H94V47H92L91 45H92V43H91V45H87L86 46ZM107 45H109V44H107ZM143 45V44H142ZM156 45V46H155ZM235 45H241V46H243L245 49H247V52H246V56H239V54H236L235 53ZM3 46V45H2ZM12 46V45H11ZM52 46V45H51ZM94 46V45H93ZM125 46H127V45H125ZM172 47L171 48H173V45H171ZM181 46H182V42H181ZM187 46V45H186ZM194 46V45H193ZM210 46V45H209ZM5 47H7V45L5 46ZM185 47V46H184ZM198 47L197 46H195V47H193L192 49H193V52L195 53V52H197L198 51ZM238 47H240V46H238ZM1 48V47H0ZM67 48V47H66ZM95 48H97L96 46H95ZM103 47H101V49H102ZM105 48V47H104ZM103 48V49H104ZM126 48H128V47H126ZM182 48V47H181ZM186 48V47H185ZM4 49V48H3ZM10 49V48H9ZM71 49V48H70ZM74 49V48H73ZM73 49H71V51L73 50ZM97 49H100V48H97ZM100 49V50H101ZM141 49H140V52H141ZM177 49H178V47H177ZM180 49V48H179ZM189 49V48H188ZM237 49V48H236ZM67 50V49H66ZM106 50V49H105ZM191 50V49H190ZM4 51H6V50H1L0 52L2 53V54H4L3 52ZM73 51H75L76 52V50L74 49ZM201 51V50H200ZM199 51V52H200ZM139 52V53H140ZM164 52H165V54H164ZM182 52V51H181ZM210 52H211V55H215V57H216V55H219V51H218V48L215 46V47H212V49H210ZM8 53V52H7ZM20 53H22L21 51H20ZM130 52H127V54L128 55H131V54H129ZM138 53V54H139ZM143 53V54H144ZM187 54V53H186ZM196 54H198V53H196ZM201 54V53H200ZM78 55V56H77ZM79 55H81V56H79ZM106 55H108V56H106ZM111 55V54H110ZM134 55V54H133ZM137 55V54H136ZM140 56L142 55L141 53L139 54ZM48 56V55H47ZM200 56V55H199ZM67 57V59H69L70 60V57H68V56H66ZM93 57V59L95 58L94 56H92ZM142 57H144V55L143 56H141V58ZM168 57V56H167ZM191 57V56H190ZM197 57V56H196ZM8 58V57H7ZM43 58V57H42ZM47 58V57H46ZM140 58V59H141ZM229 58V59H228ZM44 59V58H43ZM42 59V60H43ZM90 59V58H89ZM92 59V60H93ZM112 58H110V60H111ZM139 59V60H140ZM76 60H74L73 61V64H74V62L76 61ZM95 60H98V58H96ZM100 60V59H99ZM101 60H102V57H101ZM180 60V59H179ZM177 61V59H176V61H172V64H171V66H169V68L168 69H166V70H164V68H163V71L162 72H164V74H168L166 77H164V82L165 83H171V82H173L175 79H181L184 75H187V73L189 72V70L188 71H186L184 68H187V67H184L183 65V63H181V65L179 64L180 63V61ZM193 60H194V58H193ZM112 61V60H111ZM188 61V60H187ZM200 61V60H199ZM210 61V60H209ZM70 62H72L71 60H70ZM78 62H77V64H78ZM128 62V61H127ZM191 62V61H190ZM246 63L247 64V66H246V68H243V64L242 63ZM83 63H85V62H83ZM106 63L107 64H109L110 66H111V68H112V65H111V63H110V61H108L107 62V58H106ZM115 63V62H114ZM118 63V62H117ZM37 64H38V62H37ZM46 64V63H45ZM48 64V63H47ZM76 64V63H75ZM166 64V63H165ZM180 66H179V65ZM192 64V63H191ZM194 64V63H193ZM17 65V66H16ZM18 65H19V67H18ZM80 65V64H79ZM88 65V64H87ZM99 65V64H98ZM114 65V64H113ZM116 65V64H115ZM124 65H125V63H124ZM141 65L140 64H133V65H129V67H130V70L129 71H131V74L128 72L127 74H130V78H132V82L131 83H133V81H135V80H133V79H136L137 80V78L139 77V79L142 77V79H141V84H140V87H138L137 88V86H136V88L131 92V94H130V97H131V100H133L134 99V97H136L137 95H138V97H139V95L141 94V89L142 88H144V87H146V86H149L150 85V81H151V79L148 77V78H146L145 79V77L146 76H144V74H143V72H142V70H141ZM212 65V64H211ZM47 66V65H46ZM100 66V65H99ZM127 66V65H126ZM151 66V65H150ZM159 66V65H158ZM188 66V65H187ZM16 67H18V68H16ZM95 67L96 66H94V69H95ZM118 67V66H117ZM155 66L153 67V68H156ZM163 67H165V66H163ZM257 67V69H258V71L257 72H253L252 71V69L253 68H256ZM100 68V67H99ZM99 68H97V70L95 69V70H92V72L94 71V75H92L91 74V72L89 73L88 71V73H86V75L88 76V78L90 79V80H88L89 82L91 81V84L93 85V83H95L97 80H99L101 77L99 76V75H95V71H99L98 69ZM103 68V67H102ZM150 69H151V67H149ZM201 68V67H200ZM211 68H212V66H211ZM87 68H85L84 70H86ZM105 69L106 68H104V69H102V70H104L105 71ZM120 69V68H119ZM160 69H162V68H160ZM203 69H204V67H203ZM34 70V71H33ZM87 70H90V69H87ZM110 70V69H109ZM113 70V69H112ZM112 70H110V71H112ZM116 69L114 68V71H115ZM151 70H153L154 71V69H151ZM91 71V70H90ZM197 71H199V70H197ZM204 71V70H203ZM210 71L211 70H209L208 72H206L205 73V75L204 76H206L208 73H210ZM12 72V71H11ZM107 72V71H106ZM142 72V73H141ZM161 72V73H162ZM200 72V71H199ZM202 72V71H201ZM229 72V73H228ZM114 73V72H113ZM139 73H141V75H139ZM149 73H151V71L149 72ZM148 72H147V74H149ZM202 73H204V72H202ZM201 73V74H202ZM163 74V73H162ZM198 74V73H197ZM85 75V74H84ZM150 75V74H149ZM188 75H190V74H188ZM106 76V75H105ZM148 76V75H147ZM22 77V76H21ZM200 77H202V78H205V77H203V74L202 75H200ZM260 77V78H259ZM87 78V79H88ZM102 78H104V77H102ZM22 79V78H21ZM148 79V80H147ZM183 79V78H182ZM190 79V78H189ZM207 80H208V78H206ZM214 79V78H213ZM222 79H223V77H222ZM19 80H20V78H19ZM53 80V79H52ZM54 80H56V79H54ZM101 80V79H100ZM107 80V79H106ZM105 80V78H104V82L102 81L101 83H102V85H104V84H107V81ZM130 80V79H129ZM155 80V79H154ZM159 80V79H158ZM204 80V79H203ZM139 81V80H138ZM161 81V80H160ZM187 81H190V80H187ZM17 82H18V80H17ZM21 82V81H20ZM83 82H85V81H83ZM93 82V83H92ZM99 82V81H98ZM106 82V83H105ZM113 82V81H112ZM112 82H110V83H112ZM163 82V83H164ZM177 82V81H176ZM185 82V81H184ZM224 82V81H223ZM58 84V82H56V81H53V84ZM69 83V82H68ZM109 83V82H108ZM114 83V82H113ZM137 83V82H136ZM135 83V84H136ZM163 83H161V82H156V83H154L153 84V87L151 88V91L149 92V95H148V98L146 99V101L144 100V104H143V107H146V106H149V105H151V104H153V106H154V111H156L157 112V114H159V113H161V110H163V108L161 109V107H163L164 105H165V103L167 104L168 102H169V100H171V99H183L184 100V96H185V103L184 104H188L189 106H190V108L193 106L192 105V102L194 103V105H195V107L199 110L200 109V106H202L201 105V103L202 102H200V97H202V96H200V93L203 91V89L205 88L204 87V85L203 86H201V85H196V83H191L189 86L186 84H183V86L181 87V85H180V90H178L177 88L175 89H171V88H169V87H165V85L163 84ZM175 83V82H174ZM182 83V82H181ZM181 83H179V84H181ZM199 83L200 84H202V79H201V81H199ZM262 83H264V82H262ZM85 84V83H84ZM98 84V83H97ZM97 84H96V86H97ZM149 84V85H148ZM226 84V83H225ZM95 85V84H94ZM99 85H100V82H99ZM99 85H98V87H99ZM164 86V88H168L166 91H164V89H163V87H161V86ZM169 85V84H168ZM168 85H166V86H168ZM176 85H178V84H176ZM53 87L55 86V85H52ZM52 86H50V87H52ZM60 85H58L57 87H59ZM84 86V85H83ZM95 86V89L97 88ZM105 86V85H104ZM131 86H135V85H131ZM56 87V88H57ZM75 87V86H74ZM123 87V86H122ZM171 87V86H170ZM179 87V86H178ZM204 87V88H203ZM261 87V86H260ZM20 88V89H21ZM83 89L85 88V87H82ZM93 88V87H92ZM91 88V89H92ZM100 88H101V90L102 89H104V88H102V86H100ZM100 88L98 89H96V90H98V91H100ZM106 88V87H105ZM209 88V87H208ZM208 88H206L207 89V91H208ZM216 88H218V86L216 87ZM262 88V87H261ZM53 88H51V90H52ZM54 89H55V87H54ZM53 89V90H54ZM58 89V88H57ZM57 89H55V90H57ZM62 89V88H61ZM72 89V88H71ZM206 89H204V91H206ZM53 90H52V92H53ZM73 90V89H72ZM96 90H95V92H96ZM215 90H217V89H215ZM252 90V89H251ZM259 90V89H258ZM82 91H84V90H82ZM115 91V90H114ZM113 91V92H114ZM117 91V90H116ZM123 91V90H122ZM121 91V92H122ZM192 91H196L197 92V94H198V96H200V97H198L197 95H196V93H194L195 95H196V97L198 98V103L197 102H195V101H193V99L192 98H194L195 96H192V95H189L190 93H192ZM203 91V92H204ZM210 91V90H209ZM219 91V90H218ZM253 91H254V89H253ZM56 91H54V93H55ZM84 92H86V91H84ZM139 92H140V94H139ZM211 92H213V91H211ZM210 92V93H211ZM51 93V92H50ZM58 93V92H57ZM80 93V92H79ZM207 94H210V93H208V92H206ZM218 93V92H217ZM217 93H215V95L217 94ZM223 93V92H222ZM221 92H220V94H222ZM238 93V94H239ZM28 94H30V93H28ZM59 94V93H58ZM58 94L56 95V96H58ZM63 94V93H62ZM237 94V93H236ZM65 95H67V94H65ZM98 94H96V96H97ZM100 95V94H99ZM114 95V94H113ZM116 96H114V97H116V98H118L119 100H120V97H125L126 99H127V97L128 98H130L129 97V95H127V91L126 92H122V93H118V95L117 94H115ZM186 95H189V97H187ZM201 95H202V93H201ZM203 95H204V93H203ZM211 95V94H210ZM55 96V95H54ZM60 96V95H59ZM91 96V95H90ZM112 96V95H111ZM192 96V97H191ZM36 98H37V96H35ZM34 97V98H35ZM64 97V96H63ZM69 97V96H68ZM67 97V98H68ZM98 98H99V96H97ZM108 97V96H107ZM110 97V96H109ZM113 97V96H112ZM114 97L112 98V100L114 99ZM204 97V96H203ZM202 97V98H203ZM18 98V99H17ZM53 98V97H52ZM58 98V97H57ZM60 98V97H59ZM93 98V97H92ZM96 98V97H95ZM97 98V99H98ZM101 98V97H100ZM133 98V99H132ZM207 98H209V97H207ZM207 98H204V99H207ZM211 98V97H210ZM44 99H46V98H44ZM44 99H42V100H44ZM101 99H103V98H101ZM100 99V100H101ZM107 99L108 98H106V102H107ZM117 99V100H118ZM125 99V100H126ZM33 100V99H32ZM37 100H38V98H37ZM41 100V99H40ZM46 100H48V99H46ZM52 100V99H51ZM55 99H53V101H54ZM57 100V99H56ZM55 100V101H56ZM59 100V99H58ZM60 100L61 101H63L61 98H60ZM68 100H71V99H68ZM103 100H105V99H103ZM110 101H111V99H109ZM124 100V101H125ZM130 100V99H129ZM175 100V101H176ZM183 100H182V104H183ZM202 100V99H201ZM211 100V102L213 101L212 99H210ZM35 102H36V100H34ZM181 100H179V102H180ZM197 101V100H196ZM206 101H209L208 99L206 100ZM206 101H204L203 103H205V107L204 106H202L201 108V110H203V107L204 108H208L209 109V111H210V113L209 114H211L212 116H214L213 118H212V116L211 117H209V118H211L212 119V122L211 123H213V125L212 126H214L215 124H217L216 123V121H215V115H213V111L212 110H210V109H214L215 108V106L214 107H212V108H210L211 106H213V105H211V106H208V104H209V102L207 103ZM240 101V100H239ZM239 101H238V99L237 98H232L231 97V99H230V102L227 104V106L226 107H224L221 111H222V123H223V127L221 128V132L216 136L217 137V140L220 142V143H224L225 141H227L228 140V132L230 131V129H229V131L226 129V126H228L229 125V120H230V116H232V114L230 115V111H232V110H230L231 109V107L233 108V107H237V108H239V107H242L243 108V112H244V114H245V127H244V131L243 132H245V136H244V138L247 136V131H248V134H249V129L250 128H252V126H253V115L251 114L252 113V111L251 110H249V108L248 107H244L243 106V103H241L242 105H240L239 104ZM76 102V101H75ZM172 102H174V101H171V106H172ZM57 103V102H56ZM58 103H60V101L58 102ZM63 103V102H62ZM97 103V102H96ZM101 102H99V104H100ZM109 103H111V102H109ZM119 103V102H118ZM176 102H174L173 104H175ZM202 103V104H203ZM26 104V103H25ZM28 104V103H27ZM64 104V103H63ZM75 104L76 103H74V107H75ZM105 105L107 104V103H104ZM169 104H170V102H169ZM178 104V103H177ZM180 104V103H179ZM181 104V105H182ZM212 104V103H211ZM264 104V103H263ZM93 105H94V103H93ZM101 105V104H100ZM104 105V106H105ZM108 105V104H107ZM111 105V104H110ZM113 105H115V104H112V106ZM176 105V104H175ZM215 105V104H214ZM246 105V104H245ZM31 106V105H30ZM39 106V105H38ZM51 106V105H50ZM53 106H54V104H53ZM77 106V105H76ZM80 106V105H79ZM103 106V105H102ZM104 106H103V108H104ZM111 106V107H112ZM166 106V105H165ZM168 106V105H167ZM170 106V105H169ZM169 107V108H171V109H173L172 107ZM247 106V105H246ZM14 107V106H13ZM73 107V108H74ZM95 107V106H94ZM108 107V106H107ZM141 107V106H140ZM152 107V106H151ZM173 107H174V105H173ZM176 107H180V106H176ZM181 107H183V106H181ZM184 107H186V106H184ZM235 107V108H236ZM40 108H42L41 106H40ZM40 108H39V110H40ZM56 108H59V110L58 109H56ZM86 108V107H85ZM99 108V107H98ZM113 108H115V106L113 107ZM142 108V107H141ZM168 108V109H169ZM15 109H17V108H15ZM35 109V108H34ZM70 109H72V107L70 108ZM100 109H101V111H102V108H101V106H100ZM109 109V108H108ZM147 109V108H146ZM146 109L144 110V111H146ZM149 109V108H148ZM147 109V111H151V110H148ZM152 109V108H151ZM187 109V108H186ZM193 109V108H192ZM197 109H195L196 111L195 112H198V110ZM26 110V109H25ZM39 110H37V113H38V111ZM63 110V111H62ZM82 110V109H81ZM140 110V109H139ZM176 110L177 109H175V112H176ZM189 110V109H188ZM206 110V109H205ZM216 110V109H215ZM241 110V109H240ZM255 110V109H254ZM261 110V109H260ZM16 111V110H15ZM45 112L47 111V110H44ZM94 110L92 109V108H87V110L85 109L84 111H83V114L82 115H78L79 117L77 118V120L76 121H78V120H80V124H81V121L83 122L84 121V123H82L80 126H79V130L81 131L82 129H85L86 128V125L89 123L88 121H89V119H91L92 117H90L91 115H93V112ZM100 111V110H99ZM104 111V110H103ZM136 111H138V108H137V110ZM135 111V112H136ZM143 111V113H145ZM153 111V112H154ZM165 111V110H164ZM262 111H263V109H262ZM6 112H4V113H6ZM105 112V111H104ZM103 112V113H104ZM149 112L147 113V114H149ZM186 112V111H185ZM207 112V111H206ZM254 112V111H253ZM264 112V111H263ZM25 113V114H24ZM44 113V112H43ZM81 113V112H80ZM107 113V112H106ZM109 113V112H108ZM164 113V112H163ZM167 113H168V111H167ZM174 113V112H173ZM205 113V112H204ZM233 113V112H232ZM17 114V115H18ZM45 114V113H44ZM46 114H48V113H46ZM97 114V113H96ZM135 114V113H134ZM176 114H177V112H176ZM180 114V113H179ZM200 114H201V112H200ZM199 114V115H200ZM215 114V113H214ZM264 114V113H263ZM71 114H70V112H69V116H70ZM152 115V114H151ZM167 115V114H166ZM170 115V114H169ZM201 115H203V113L201 114ZM208 115V114H207ZM1 116V115H0ZM13 116H16V117H13ZM25 116H27V117H25ZM96 116H98V115H96ZM103 116V115H102ZM105 116V115H104ZM141 116V115H140ZM143 116V115H142ZM141 116V117H142ZM145 116V115H144ZM165 116V115H164ZM171 116V115H170ZM204 116V115H203ZM210 116V115H209ZM36 117V118H35ZM100 117H101V115H100ZM147 116H145V118H146ZM157 117V116H156ZM169 117V116H168ZM172 117V116H171ZM196 117H198V115H196ZM1 118V117H0ZM4 118H5V116H4ZM15 118V119H14ZM39 118V117H38ZM72 118H74V117H72ZM97 118H99V116L97 117ZM139 118V117H138ZM150 118V117H149ZM152 118V117H151ZM201 118V117H200ZM144 119V118H143ZM142 118L140 119V121L141 120H143ZM147 119V118H146ZM157 119V118H156ZM155 119V120H156ZM184 119V118H183ZM139 120V119H138ZM217 120V119H216ZM35 121H37V122H35ZM92 121V120H91ZM90 121V122H91ZM144 121V120H143ZM147 121H149V120H147ZM151 121H153L152 119H151ZM150 121V122H151ZM183 121V120H182ZM204 121V120H203ZM211 121V120H210ZM88 122V123H87ZM95 122H96V119H95ZM150 122H148V123H145V122H143V123H145L146 124V127L144 128V130L142 131V130H140V132L142 131V135H141V137L139 138L137 135L138 134H136V137L137 138H139L138 139V141L136 140V138L134 139V143H135V146H136V144H137V142L140 144V146H144V145H146V146H148L149 148H148V150L147 151H141V150H136V151H134V150H132V149H126V144H128V142L125 144V146H124V148H120L119 146H117L116 144H118V141H117V143L116 144H114L113 143V141H112V139H110L111 141H104L103 140V142L100 140L99 142H102V143H99V145L97 146V148H94V149H92L91 151H90V154H89V159L90 160H93V162L94 161H97V164H94L93 163V165L91 164V166H89L86 170H84V172H82L81 174H83L82 175V180H81V183H82V186H83V189L85 190V192H87L88 194H90V195H92V196H94V198L96 197V199L95 200H97V203H98V205H99V208H101V210L105 213L106 212V210L108 209V207H109V205H111V204H109L108 205V203H109V199L112 197V194H113V192H111V191H113V190H108L107 188V186L105 185V182H104V177L103 176H105L107 173H108V170H107V168H106V163L109 161H114V162H117L118 164H120L122 167L125 165V167L126 166H128L129 167V169L131 170V172L133 173V175H132V177H131V180H133L134 182H135V185H137V187L139 188V195H140V193H141V196L143 195V194H149V190H147L146 188H145V186H143V184H141L140 183V180H141V182L143 183V182H146V183H148V184H151L152 185V187L154 188V192H155V194L156 193H158V192H162L163 191V188H162V185H161V183H159L157 180H154L153 178V180L154 181H150V182H147V181H144L143 180V175H142V173L146 170V172H148L147 171V169H149L151 166H154V165H156V167L159 165V164H161L162 162L161 161H163L162 160V158H163V154H164V151H163V149H165L164 147V145H165V134L162 132V130H161V127H163V126H160L159 125V123H161V121L158 123V122H154V124H152V123H150ZM179 122V121H178ZM231 122V121H230ZM74 123V122H73ZM91 123H93L94 124V122H91ZM139 123V122H138ZM156 123V124H155ZM4 124H1V125H4ZM15 124V123H14ZM17 124V123H16ZM75 124H76V122H75ZM92 124V125H93ZM140 124V123H139ZM138 124V126H140ZM163 124V123H162ZM208 124H210V123H208ZM88 125H90L91 126V124L89 123ZM175 125V124H174ZM205 125V124H204ZM210 125V126H211ZM137 126V124H136V126H135V124H134V128L135 127H138ZM207 126V125H206ZM209 126V127H210ZM217 126V125H216ZM58 127V128H57ZM133 127V126H132ZM183 127H185V126H183ZM204 127V126H203ZM209 127H207V128H209ZM77 128V127H76ZM88 128V127H87ZM126 127H124V129H125ZM127 128H129V127H127ZM140 129H141V127H139ZM180 128V127H179ZM187 128H189V126L187 127ZM192 128V127H191ZM61 129H60V131H61ZM64 129L62 130V131H64ZM185 129V128H184ZM184 129H182V130H184ZM190 129V128H189ZM193 129V128H192ZM205 129V128H204ZM137 130H138V128H137ZM163 130H164V127H163ZM188 130V129H187ZM191 130V129H190ZM203 130V129H202ZM19 130H17V132H18ZM60 131H57V132H60ZM61 131V132H62ZM139 131V130H138ZM137 131V132H138ZM207 131V130H206ZM14 132V131H13ZM65 132H63V134H65ZM74 131H72L71 130V134H74L73 133ZM137 132H135V133H137ZM140 132H139V134H140ZM187 132V131H186ZM193 132V131H192ZM194 132H196V131H194ZM240 132V131H239ZM16 133V132H15ZM43 133H44V131H43ZM68 132H66V136L67 135H70V134H67ZM129 133V132H128ZM228 133V134H227ZM231 134H232V132H230ZM240 133H242V131L240 132ZM8 134V133H7ZM46 134V133H45ZM126 134V133H125ZM194 134V133H193ZM26 135H27V138H26ZM76 135V134H75ZM75 135H73L72 137L73 138H75L76 136ZM80 135V134H79ZM84 135V134H83ZM82 135V136H83ZM116 135H117V133H116ZM239 135V134H238ZM10 136H12V134L10 133V135H9V137ZM38 136V135H37ZM85 136H87V135H85ZM109 136V135H108ZM107 136V137H108ZM230 136V135H229ZM71 136H69V138H70ZM84 137V136H83ZM82 137V138H83ZM102 137V136H101ZM214 137V136H213ZM238 137V136H237ZM236 137V138H237ZM247 137H249V136H247ZM8 138V137H7ZM12 138V137H11ZM35 138V137H34ZM37 138V137H36ZM47 138H48V136H47ZM66 138V137H65ZM72 138V139H73ZM80 136H79V138L77 139V140H79V139H82ZM120 138H122V137H120ZM231 138V137H230ZM29 139V140H28ZM46 139V138H45ZM71 139V140H72ZM83 139H86V138H83ZM99 139H101V138H99ZM102 139H104V138H102ZM213 139V138H212ZM211 139V140H212ZM215 139V138H214ZM238 139V138H237ZM252 139V138H251ZM70 140V139H69ZM97 140V139H96ZM107 140V139H106ZM245 140H246V138H245ZM34 141V140H33ZM44 141H46V140H44ZM65 141V140H64ZM76 141V140H75ZM116 141V140H115ZM123 141V140H122ZM135 141H137V142H135ZM208 141H210V140H208ZM232 141V140H231ZM236 141V140H235ZM68 142V141H67ZM77 142V141H76ZM119 142H121V141H119ZM132 141L130 140V142L129 143H131ZM212 142V141H211ZM213 142H215L214 140H213ZM30 143V146H32V144H33V142H32V144H31V142H29ZM94 143V142H93ZM123 143V142H122ZM121 143V144H122ZM207 143V142H206ZM209 143V142H208ZM225 143H227V142H225ZM90 144V146L92 145L91 143H89ZM88 144V145H89ZM94 144H96V143H94ZM211 144V143H210ZM234 144V143H233ZM233 144H231V146L233 145ZM247 144V143H246ZM246 144L244 143V142H241V143H238L236 146H234V148H235V152H236V163L233 165L232 163V165L234 166V170H235V167H236V169L238 168L239 169V171H240V173L243 175L244 174V172L245 171H247L248 170V167L246 166L247 164H248V161H249V159L251 158V154H252V150H250V146H246ZM80 145V144H79ZM131 145V144H130ZM221 145V144H220ZM87 146V145H86ZM132 146V145H131ZM134 146V147H135ZM139 146V145H138ZM209 146V145H208ZM212 146H214V143H213V145ZM225 146V145H224ZM230 146V147H231ZM215 147V146H214ZM221 147V146H220ZM223 147V146H222ZM252 147V146H251ZM264 147V146H263ZM33 148V147H32ZM128 148V147H127ZM206 148H208V147H206ZM137 149V148H136ZM139 149V148H138ZM253 149H255V148H253ZM214 151V150H213ZM253 152H254V150H253ZM262 152V151H261ZM260 152V153H261ZM79 153H82V152H79ZM211 154V153H210ZM235 154V153H234ZM256 154H258V153H256ZM253 157V156H252ZM85 158V157H84ZM88 159V160H89ZM164 159V158H163ZM165 161V160H164ZM85 162V161H84ZM83 162V163H84ZM161 162V163H160ZM227 163H228V161H227ZM259 164H260V162H258ZM108 164V163H107ZM163 164V163H162ZM162 164L160 165V167L162 166ZM167 164H169V163H167ZM230 164V165H231ZM263 164V163H262ZM14 165V164H13ZM26 165V164H25ZM84 165V164H83ZM80 166V165H79ZM221 166H223V164H221ZM10 167V166H9ZM113 167V166H112ZM125 167H123V168H125ZM223 167H225V166H223ZM1 168V167H0ZM228 168V167H227ZM8 169V168H7ZM56 169H58V168H56ZM77 169V168H76ZM75 169V170H76ZM128 169V168H127ZM128 169V170H129ZM161 169V168H160ZM224 169V168H223ZM232 169V168H231ZM1 170V169H0ZM150 170V169H149ZM222 170V169H221ZM224 170H226V169H224ZM62 171V170H61ZM61 171H60V173H61ZM64 171V170H63ZM229 171V170H228ZM9 172V171H8ZM68 172V171H67ZM150 172V171H149ZM230 172V171H229ZM249 172V171H248ZM30 173V172H29ZM45 173V172H44ZM80 173V172H79ZM131 173V174H132ZM151 173V172H150ZM28 174V173H27ZM40 174V173H39ZM53 174V173H52ZM67 174V173H66ZM145 174H147V173H145ZM246 174V173H245ZM114 175V174H113ZM155 175V174H154ZM241 175V176H242ZM8 176V175H7ZM10 176V175H9ZM18 176V175H17ZM67 176V175H66ZM79 176V175H78ZM147 176V175H146ZM149 176V175H148ZM156 176V175H155ZM168 176V175H167ZM12 178L14 177V176H11ZM57 177V176H56ZM65 177V176H64ZM77 177V176H76ZM109 177H110V175H109ZM149 177H151V176H149ZM154 177V176H153ZM9 178V177H8ZM15 178V177H14ZM16 179V178H15ZM15 179H12V180H15ZM117 179H119L118 177H117ZM145 179V178H144ZM149 179V178H148ZM8 181L10 180V179H7ZM48 180V179H47ZM120 180V179H119ZM151 180V179H150ZM173 180V179H172ZM241 180H244V179H241ZM11 181V180H10ZM9 181V182H10ZM193 182V181H192ZM236 182L237 183H239V179H237L236 180ZM21 183V182H20ZM19 183V184H20ZM230 183V185L229 186H231V182H229ZM228 183V184H229ZM109 184V183H108ZM117 184H118V182H117ZM120 184V183H119ZM134 184V183H133ZM233 184H234V182H233ZM264 184V183H263ZM263 184L261 185V186H259L256 190L258 191V193L260 194V195H264V187H262L263 186ZM47 185V184H46ZM236 184H234V186H235ZM112 186V185H111ZM115 186H116V184H115ZM118 186H120V185H118ZM116 187L117 189L119 188V187ZM9 187V186H8ZM24 187V186H23ZM23 187H22V189H23ZM17 188V187H16ZM230 188H232V187H230ZM127 189V188H126ZM152 189V188H151ZM239 190V189H238ZM19 191H21V190H19ZM18 191V192H19ZM241 191V190H240ZM15 192H16V190H13V192L11 191L10 192V195L6 198V200H4L5 202H6V204H7V206L9 207V209L7 210V209H5L4 208V206H5V204L3 205V201H2V199L0 200V241H2L4 238H5V240H6V237L8 238V240H11L10 238L11 237H9L10 236V234H12L13 233V224L11 223V222H9V218L6 220V216L5 215H8V216H10L9 214H11V208H15L14 206H19V204H20V199H17V194L15 195ZM189 192V191H188ZM221 192V191H220ZM236 191H233L232 193L231 192H229V193H226L225 194V196L224 197H226L227 196V199L229 200V199H233V197H232V195H235L236 193H235ZM239 192V191H238ZM235 193V194H234ZM21 193L19 192V195H20ZM23 194V193H22ZM220 194V193H219ZM232 194V195H231ZM14 195H15V197L16 198H14ZM133 195V194H132ZM223 195V194H222ZM239 195V194H238ZM247 196V195H246ZM131 197V196H130ZM238 197V199H239V196H237ZM243 197V196H242ZM1 198H2V196H1ZM93 198V199H94ZM88 199H89V197H88ZM157 199V198H156ZM159 199V198H158ZM226 199V200H227ZM250 199L251 198H249V197H247V200H245V202L247 203L248 201V203H251L250 205H249V211L248 212H253V213H256V210L254 209V203L253 202H251L250 201ZM219 200V199H218ZM225 200V199H224ZM228 200H227V202H228ZM241 201H243V200H241ZM4 202V203H5ZM196 202H197V200H196ZM226 202V201H225ZM110 203H111V201H110ZM136 203V202H135ZM229 203V202H228ZM243 203V202H242ZM252 203H253V205H252ZM203 204V203H202ZM239 204V203H238ZM17 206V207H18ZM212 206H213V204H212ZM97 207V206H96ZM111 207V206H110ZM51 209V208H50ZM13 210V209H12ZM18 210V209H17ZM216 210V209H215ZM214 210V211H215ZM229 210V209H228ZM19 211V210H18ZM51 211H53L54 212V210H51ZM52 212V213H53ZM67 212V211H66ZM221 212V211H220ZM219 212V213H220ZM233 212V211H232ZM14 213V212H13ZM12 213V214H13ZM26 213V212H25ZM30 213V212H29ZM32 213V212H31ZM63 213V212H62ZM249 213V214H250ZM252 213V214H253ZM12 214H11V216H12ZM106 214V213H105ZM109 214V213H108ZM233 214H235L234 212H233ZM63 215V214H62ZM112 215V214H111ZM210 215V214H209ZM231 215V214H230ZM255 215V214H254ZM5 216V217H4ZM53 216V215H52ZM115 216V215H114ZM215 216V215H214ZM217 216V215H216ZM222 216V215H221ZM232 216V215H231ZM230 216V217H231ZM13 217V216H12ZM27 217V216H26ZM25 217V218H26ZM229 217V218H230ZM236 217V216H235ZM247 217H249L248 215H247ZM31 218V217H30ZM30 218H29V221H30V223L31 222H33V221H31L30 220ZM102 218V217H101ZM233 218V217H232ZM190 219V218H189ZM188 219V220H189ZM192 219V218H191ZM231 219V218H230ZM11 220V219H10ZM13 220V219H12ZM206 220V219H205ZM35 221V220H34ZM113 221V220H112ZM213 221V220H212ZM226 222H227V220H225ZM224 221V222H225ZM205 222V221H204ZM237 222V221H236ZM28 223V222H27ZM35 223V222H34ZM34 223H32V224H34ZM54 223V222H53ZM112 223V222H111ZM116 223H117V228L119 227H121V224L119 223V221H116ZM183 223V222H182ZM211 223V222H210ZM222 223V222H221ZM239 223V222H238ZM248 223V222H247ZM36 224H39L38 222L36 223ZM36 224H34V226L36 225ZM55 224V223H54ZM162 224V223H161ZM254 224V223H253ZM24 225V224H23ZM30 225V224H29ZM123 225V224H122ZM189 225V224H188ZM217 225V224H216ZM224 225V224H223ZM226 225V224H225ZM27 226V225H26ZM37 226V225H36ZM161 226V225H160ZM260 226V225H259ZM28 227V226H27ZM162 227V226H161ZM184 227V226H183ZM192 227H194V225L192 226ZM33 228V227H32ZM122 228V227H121ZM163 228V227H162ZM31 229V228H30ZM29 229V230H30ZM42 229V228H41ZM25 230V229H24ZM37 230H40V229H37ZM126 230V229H125ZM154 230V229H153ZM19 231H21V230H19ZM27 231V230H26ZM124 231V230H123ZM45 232V231H44ZM33 233V232H32ZM169 233V232H168ZM217 233V232H216ZM23 234V233H22ZM52 234V233H51ZM157 234H159V233H157ZM165 234H166V232H165ZM13 235V234H12ZM11 235V236H12ZM25 235H27V234H25ZM29 235H30V233H29ZM220 235V234H219ZM257 236H258V233L256 234ZM263 235V234H262ZM14 236V235H13ZM24 236V235H23ZM151 236V235H150ZM196 236V235H195ZM15 237H16V235L14 236V238H12L13 240L12 241H14V239H15ZM22 237V236H21ZM69 237V236H68ZM128 237V236H127ZM164 237V236H163ZM259 237V236H258ZM28 238V237H27ZM33 238V237H32ZM161 238V237H160ZM159 238V239H160ZM66 239V238H65ZM63 240H64V238H63ZM62 240V241H63ZM68 240H70V238H67L66 239V241H68ZM172 240V239H171ZM61 241V242H62ZM168 241V240H167ZM246 241V240H245ZM11 242V241H10ZM9 242V243H10ZM17 242V241H16ZM26 242V241H25ZM64 242V241H63ZM62 242V243H63ZM82 242V241H81ZM6 243H8L7 241H6ZM8 243V244H9ZM170 243V242H169ZM236 244H237V242H236ZM64 245V244H63ZM73 245V244H72ZM224 245V244H223ZM134 247V246H133ZM249 247V246H248ZM169 248V247H168ZM169 250H170V248H169ZM243 250V249H242ZM242 250H240L239 252H241ZM55 254V253H54ZM3 255V254H2ZM229 255V254H228ZM239 255V254H238ZM54 256V255H53ZM52 255H50L49 256V258L47 259V261H49V262H52L53 261V257ZM261 256V255H260ZM241 257V256H240ZM0 258H1V254H0ZM56 258V257H55ZM256 258V257H255ZM258 259V258H257ZM5 260V259H4ZM89 262V261H88ZM253 262H255V261H253ZM1 263V262H0ZM87 263V262H86ZM85 263V264H86ZM109 264V263H108Z\"/></svg>","mask_w":264,"mask_h":264}]
</instances>
